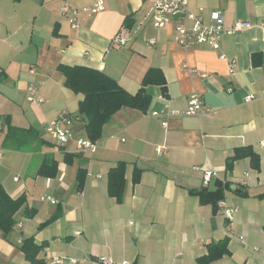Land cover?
Wrapping results in <instances>:
<instances>
[{
	"label": "crops",
	"instance_id": "obj_1",
	"mask_svg": "<svg viewBox=\"0 0 264 264\" xmlns=\"http://www.w3.org/2000/svg\"><path fill=\"white\" fill-rule=\"evenodd\" d=\"M65 2L76 11L75 26L73 14L59 11ZM153 2L104 0L103 10L91 14L84 10L95 0H0V187L25 200L13 230L0 234V264H29L20 251L27 237L44 245L38 259L45 264L101 258L201 264L207 246L223 239L228 253L209 264H264V0L188 1L189 11L204 19L220 12L225 31L249 22V29L223 34L216 51L178 46L175 23L155 29ZM118 36L124 45L114 44ZM59 66L100 71L130 95L156 68L165 93L147 86L144 110L120 109L103 127L96 152L79 153L74 142L56 146L45 133L63 112L74 135L86 138L78 113L83 97L65 87ZM29 87L41 102L27 100ZM191 95L212 113L171 117L166 126L152 116L185 111ZM7 125L27 133L21 148L5 145ZM245 147L258 156V171L248 158L227 170L234 150ZM50 161L54 176H42ZM119 163L125 170L117 202L107 193V174ZM221 201L235 210L230 222L218 211Z\"/></svg>",
	"mask_w": 264,
	"mask_h": 264
},
{
	"label": "trees",
	"instance_id": "obj_2",
	"mask_svg": "<svg viewBox=\"0 0 264 264\" xmlns=\"http://www.w3.org/2000/svg\"><path fill=\"white\" fill-rule=\"evenodd\" d=\"M58 71L64 78L65 87L75 94L81 95L82 101L78 106V113L84 120V132L90 141H97L101 138L103 127L111 120L113 115L123 108L144 110L150 97L146 94L145 88L149 85L159 86L162 93H165V80L158 69H149L142 78L141 87L135 95H130L122 90L113 79L100 71L80 66H59ZM7 125L4 138L5 145L9 147L21 148L27 133ZM248 158L251 167L258 171L259 159L251 148L235 149L227 159V170L232 168L235 161ZM123 163L117 164L110 169L107 177V193L115 201L120 202L124 187ZM45 177H53L55 174V164L53 161L46 162L40 171ZM82 178L77 176V190L81 189ZM136 178L133 179V182ZM218 193V192H217ZM210 194V193H209ZM208 193H203L202 201L206 202ZM214 195V194H213ZM25 205L23 197L11 199L0 187V234L6 238L15 226V215ZM27 210V209H25ZM28 215V212H27ZM32 214H29L30 217ZM51 220L42 225L46 226ZM44 245H36L32 237L24 238L20 245V251L29 264H45L38 255ZM228 253L227 240L223 239L215 244L207 246V255L200 259L201 264H209L220 259Z\"/></svg>",
	"mask_w": 264,
	"mask_h": 264
},
{
	"label": "built area",
	"instance_id": "obj_3",
	"mask_svg": "<svg viewBox=\"0 0 264 264\" xmlns=\"http://www.w3.org/2000/svg\"><path fill=\"white\" fill-rule=\"evenodd\" d=\"M189 0H154L150 11L149 18L151 25L155 29H163L166 26L175 23V40L178 46L184 49H189L192 44L205 45L208 49L218 50L219 42L223 34H233L240 32L244 29H249V22L239 21L236 22L229 31L224 29V19L220 12L212 11L209 13L206 19L200 15H194L189 11L188 8ZM104 0H95L92 7L85 9L84 12L91 14L99 13L103 10ZM62 16L66 17L70 13L74 17L69 18V23L75 26V10H71V7L65 2L59 9ZM262 33L264 34V21L260 23ZM125 41L120 36L114 38V44L124 45ZM150 45L154 44V41H149ZM234 63H231L230 72L232 71ZM28 98L27 100L31 103L41 102L37 96V90L35 87H29L27 89ZM251 97L247 98L249 101ZM187 108L183 112L178 111H162L160 113H152V116L159 117L163 120L162 125L166 126V120L171 117L179 116H205L212 113L211 109L205 107L198 95H191L187 103ZM71 118L67 113H61L56 119L48 122L45 126V133L48 139L56 146L65 145L68 142H74L75 150L79 153L93 154L97 149V141H90L87 138L75 136L70 129ZM0 124V131H1ZM264 148V143L261 144ZM164 147H157L155 149L158 155L162 154ZM1 159V154H0ZM212 173H205L203 179V185L206 186L209 182ZM15 181L17 179H14ZM52 202V200H51ZM53 204V202H52ZM218 208L222 217L226 221H231L233 217L234 209L227 206L225 201L219 202ZM79 261L70 259V264H77ZM53 264H60L61 261L54 259ZM98 264H128L126 262L117 263L109 258H101L97 261Z\"/></svg>",
	"mask_w": 264,
	"mask_h": 264
},
{
	"label": "rangeland",
	"instance_id": "obj_4",
	"mask_svg": "<svg viewBox=\"0 0 264 264\" xmlns=\"http://www.w3.org/2000/svg\"><path fill=\"white\" fill-rule=\"evenodd\" d=\"M72 131H73V129H72Z\"/></svg>",
	"mask_w": 264,
	"mask_h": 264
}]
</instances>
